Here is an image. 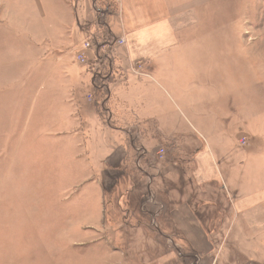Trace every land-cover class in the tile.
<instances>
[{
	"label": "rangeland",
	"instance_id": "rangeland-1",
	"mask_svg": "<svg viewBox=\"0 0 264 264\" xmlns=\"http://www.w3.org/2000/svg\"><path fill=\"white\" fill-rule=\"evenodd\" d=\"M89 1L82 0L84 15L75 16L84 24L80 33L83 43L71 44L74 34L67 31L58 45L34 46L31 58L29 49V53L25 49L30 43L24 36L16 45H10L15 49L11 55L9 47L0 44V147L2 152L17 156L16 175L13 172L12 178H16L17 186L15 222H12L16 238L9 245L15 240L16 243L11 257L7 258V252L1 255L0 264H171L161 251L182 250L186 246L181 247L185 242L173 238L176 236L171 234L168 224L167 202L160 194L171 184H179L169 162L180 165L175 168L178 177L193 174L196 163L185 156L170 158L171 149L180 145L183 150L188 148L187 153H197L210 147L218 155L238 146L246 152V145L240 144L243 140L248 143L246 125L264 122V0H219L216 2L219 16L208 11L210 16L204 18L207 31L198 33L206 41L203 57L207 64H196L192 59L180 65L173 75L181 74V78L171 79L175 85L169 75V82L163 76H155L156 82L145 78L146 82L138 87L147 90L143 94L144 105L150 112L153 109L157 112L159 117L155 120L161 131L154 127V121H137L135 113L123 103L114 105L119 124L127 130L136 132V125L141 123L140 134L145 143L153 137L161 140L159 146L153 145L150 153L136 160L137 155L126 150L123 139L126 136L112 132L104 123L105 114L100 106L104 95L96 91L95 80L106 76L109 69L107 62L96 63L93 37L108 41L110 38L105 35L106 30L99 29ZM92 2L96 4L98 0ZM193 2H207L208 8H216L212 0ZM102 17L99 13L101 20ZM109 20L112 22V17ZM121 46L107 50L109 56L116 55ZM9 56L12 65L5 74ZM28 58L32 59V65ZM121 67L128 75L115 87L118 90L132 89L137 85L135 80L148 76V70L136 63L117 66ZM96 71L98 76L93 78ZM192 71L199 72L194 82L190 81ZM159 84L165 90L156 88ZM79 123L82 126L88 123L90 130L86 134L98 137V155L93 151L90 154L95 177L86 182L89 175L74 167L77 156L73 155L74 145L61 136L65 131L73 136ZM164 136L168 141L174 140L175 146L163 143ZM10 137L13 144H3ZM111 146L123 147L124 153H119L115 160H111V155L104 158ZM98 161L102 166L108 164L111 171L102 172ZM160 175L166 188L158 178ZM254 177L249 173L239 182L252 184L259 180ZM190 180L185 186L197 188ZM100 188L103 195L97 199L96 212L92 201L95 190L98 193ZM188 195L194 202L197 189ZM214 200L217 202L219 198ZM160 203H164L165 209ZM9 207L11 210L12 198ZM158 210L162 212L156 213ZM210 212L213 223L208 228L215 230L216 210ZM159 228L166 237L160 235ZM158 242L160 246L154 244ZM208 244V248L217 247L216 241ZM200 245L198 242L196 246ZM190 249L183 251L193 252L198 259L199 249ZM246 263L244 259L243 264Z\"/></svg>",
	"mask_w": 264,
	"mask_h": 264
},
{
	"label": "crops",
	"instance_id": "crops-1",
	"mask_svg": "<svg viewBox=\"0 0 264 264\" xmlns=\"http://www.w3.org/2000/svg\"><path fill=\"white\" fill-rule=\"evenodd\" d=\"M212 1L216 4L219 0ZM89 2L99 29L107 30L125 40V44L116 52V55L109 56V62H107L109 70L106 76L95 80L98 88L96 91L104 95L100 106L104 110L103 118L106 127L112 132L126 136L123 138L127 144L126 150L135 153L136 160L139 161L141 157L150 153L153 145L159 146L161 140L153 137L151 141L148 140L145 143L140 134V130L143 129L141 123L136 125V132L127 130L124 125L119 124L120 119L115 114L114 105L118 102L123 103L135 113L137 121L149 120L151 123L154 121L156 123L154 127L161 131L162 128L155 120L159 117L157 112L155 109L150 112L144 105L143 94L147 90L138 87L140 83L146 82L145 78L156 82L155 76H163L164 80L169 82V75L170 81L175 85L172 80H179L181 74L173 75V72H177L182 65L191 62L192 59L196 64H207L203 57L204 49L207 47L206 41L202 40L198 33L207 31L208 25L204 18L207 19L210 16L208 11L215 12L212 13L213 16H219L218 5L210 9L207 2L195 4L193 0H109L108 3L98 0L99 4L96 2L95 6L92 0ZM74 3H76L74 0H0V44L9 47L7 49L11 55L15 53V49L10 45H16V42L26 38L30 45L25 49L26 53L29 49L31 58L34 46L42 48L49 44L58 45L62 34L67 31L74 34L71 44L72 41L81 43L84 41L83 37H80L84 24L79 23L75 16H82L83 4H81L82 0H77V6L74 7ZM99 13L103 14V20L99 18ZM111 17L112 22L109 20ZM193 32L196 36H191ZM30 58L27 62L32 65ZM10 59L9 56L5 74L12 65ZM12 61L15 64V58ZM135 63L137 66H142L143 70L147 69L146 73L149 77L135 80L137 85L132 89L115 88L120 86L128 75L124 73L122 67L119 69L117 66L135 65ZM161 71L164 73L158 74ZM198 73V71L196 73L192 71L190 81L194 82ZM155 86L165 90L160 84ZM245 128L248 129L246 134L248 143L244 148L246 152H242L238 146L226 149L218 155L210 147L197 153H187L188 148L183 150L178 144L179 147L171 149L173 155L170 158L173 156L193 158L196 169L194 168L191 175L178 177L175 168L180 165L169 162V166L173 167L176 173V182L179 179V184L168 186V190L160 194V197L167 202L168 224L170 231L173 232L171 234L176 236L173 238L176 241L185 242L181 245V247L186 246L184 250L198 248L200 251L196 252L199 257L195 259L193 252H184L183 249L178 248L170 251L163 249L161 252L168 256L171 264L185 262L186 264H243L244 259L246 264H264V122L254 126L246 125ZM89 130L88 123L85 126L79 123L73 130V136L68 131L61 133L63 140L68 139V142L74 145L73 155L77 154L73 162L74 167L85 175H89L85 182L95 177L90 154L93 151L95 155H98L96 149L98 137L93 136L92 133L86 134ZM166 137L170 138V136ZM171 138L174 139V136L172 135ZM4 141L7 143L3 144L9 146L13 144L12 137ZM162 142L172 143L174 146L176 144L174 140L168 141L165 136ZM0 145H2L1 142ZM109 148V155L106 153L104 158L113 156L111 160H115L122 151L124 153L123 147L122 149H116L113 146ZM16 160V153L2 152L0 147V262L1 255L6 252L7 258L11 257L13 245L16 243L15 240L11 246L9 245L16 238V231L12 228L16 213L17 186L16 178L12 179L13 172L14 176L16 175ZM100 161L98 162L102 172L111 171L108 164L102 166ZM248 172L254 174V178L258 177L259 180H254L252 184L249 181L246 185L239 182L241 177L249 174ZM158 178L166 188L164 177L160 175ZM189 178L193 179L192 182L197 188L185 186L190 183ZM173 186L176 187L173 188ZM89 188L95 189L90 185ZM196 189L198 196L192 202L188 194ZM95 193L96 197L92 202L96 211V202L103 195V190L100 188L99 192L95 190ZM174 193H182L183 196L176 197ZM11 198L12 212L9 207ZM214 198H219V201L216 202ZM160 204H163L160 207L165 209L164 203ZM90 206L91 202L86 207L90 208ZM210 210L213 213L216 210L215 230L208 228V225L213 223L208 214L211 213ZM160 211L156 213H161ZM7 220L9 226H7ZM159 230L160 235L165 236V231L160 228ZM170 238L172 236L168 237ZM215 241L217 247L208 248V243L214 244ZM198 242H201L200 248L197 247ZM154 244L160 246L159 242ZM113 255L111 253V256ZM206 258L211 259L206 261Z\"/></svg>",
	"mask_w": 264,
	"mask_h": 264
},
{
	"label": "built area",
	"instance_id": "built-area-1",
	"mask_svg": "<svg viewBox=\"0 0 264 264\" xmlns=\"http://www.w3.org/2000/svg\"><path fill=\"white\" fill-rule=\"evenodd\" d=\"M105 31V30H104ZM105 35L110 38V41L106 40V39H101L100 37L94 36V44H95V52L94 55L95 56V61L96 63H100V62H109V54L107 52V50H111L113 49L116 45H124L125 44V40L121 39L117 36H115L114 34H112L109 31H105ZM99 72H94L93 74V78H96L98 76ZM240 144L242 145H246V140H243Z\"/></svg>",
	"mask_w": 264,
	"mask_h": 264
}]
</instances>
